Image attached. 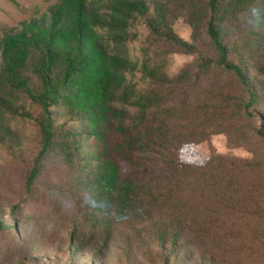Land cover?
Returning <instances> with one entry per match:
<instances>
[{
	"label": "trees",
	"instance_id": "trees-1",
	"mask_svg": "<svg viewBox=\"0 0 264 264\" xmlns=\"http://www.w3.org/2000/svg\"><path fill=\"white\" fill-rule=\"evenodd\" d=\"M180 18L192 42L175 32ZM205 38L215 63L168 72L161 47L195 54ZM136 41L143 58L131 53ZM212 64L233 75L237 92L207 77ZM19 118L34 121L39 139L27 188L58 150L70 175L65 188L81 197L68 264L91 263L93 254L77 249L114 235L124 241L122 256L148 245L164 264L170 255L172 264L183 260L187 245L206 249L208 264H232L227 257L245 234L264 249V189L232 159L196 163L188 155L238 119L264 124V0H58L37 10L0 36V150L20 158L25 140L12 124ZM234 214L252 221L244 232L227 226ZM17 223L0 217V230Z\"/></svg>",
	"mask_w": 264,
	"mask_h": 264
},
{
	"label": "rangeland",
	"instance_id": "rangeland-1",
	"mask_svg": "<svg viewBox=\"0 0 264 264\" xmlns=\"http://www.w3.org/2000/svg\"><path fill=\"white\" fill-rule=\"evenodd\" d=\"M58 0H0V36L3 32L17 26L20 22L32 17L37 10L44 11L48 5ZM175 32L184 40L192 42V30L184 19L173 22ZM139 40L145 39L146 30L139 26ZM197 44L195 54L182 53L169 46L161 47L168 57V72L176 74L184 67H192L194 72L201 59L212 60L215 63L213 50L208 39H202ZM133 57H144L142 44L139 41L129 45ZM198 73V72H196ZM207 77L215 78L223 86L237 92L239 87L235 78L219 66L212 64ZM206 77V78H207ZM139 85L146 83L135 78ZM26 110L37 116L38 109L29 101ZM24 140L25 147L21 157H12L0 150V217L2 222L17 219V228L0 230V264H18L20 259H26V264H68L69 257L76 244L69 246L73 235L75 208L81 197L75 191L67 192L69 170L64 164L58 150H52L45 157L41 173L34 181L30 190L27 188V176L33 164V157L39 149L38 132L34 121L16 119L12 122ZM264 129V124L257 120L238 119L229 133L214 132L208 139L190 149L188 155L192 161L203 163L211 156H222L239 163V169L260 190L264 189V139L257 129ZM257 188V189H258ZM78 195V196H77ZM18 205L19 210L13 216L10 207ZM227 226L245 231L244 227L252 221L239 214L227 217ZM120 230V229H118ZM119 232V231H118ZM247 232V231H246ZM246 234L242 243L237 245L235 256L231 253L227 260L232 264H264V249L256 241L248 240ZM83 246V247H82ZM99 246V247H98ZM77 248V247H76ZM138 248V247H137ZM144 245L141 251L129 250V256H122L124 241L120 235H114L106 245L84 242L75 253L92 255L91 263L87 264H164L156 247H151L152 253ZM96 252V253H95ZM184 255L177 264H208L206 249L192 245L179 250ZM86 256V257H87ZM167 263L172 264L176 256H167ZM87 259V258H86ZM84 259V261L86 260ZM83 260L78 259L77 264ZM235 261V262H234Z\"/></svg>",
	"mask_w": 264,
	"mask_h": 264
},
{
	"label": "clouds",
	"instance_id": "clouds-1",
	"mask_svg": "<svg viewBox=\"0 0 264 264\" xmlns=\"http://www.w3.org/2000/svg\"><path fill=\"white\" fill-rule=\"evenodd\" d=\"M87 202L90 203V204H92V205H95V203H96L94 200H91V199H88Z\"/></svg>",
	"mask_w": 264,
	"mask_h": 264
}]
</instances>
